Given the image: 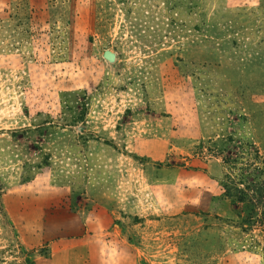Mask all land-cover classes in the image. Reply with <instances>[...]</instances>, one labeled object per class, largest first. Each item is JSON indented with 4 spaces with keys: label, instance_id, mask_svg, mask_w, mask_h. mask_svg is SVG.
Returning a JSON list of instances; mask_svg holds the SVG:
<instances>
[{
    "label": "rangeland",
    "instance_id": "obj_1",
    "mask_svg": "<svg viewBox=\"0 0 264 264\" xmlns=\"http://www.w3.org/2000/svg\"><path fill=\"white\" fill-rule=\"evenodd\" d=\"M250 178L264 0H0V264H264Z\"/></svg>",
    "mask_w": 264,
    "mask_h": 264
},
{
    "label": "trees",
    "instance_id": "obj_2",
    "mask_svg": "<svg viewBox=\"0 0 264 264\" xmlns=\"http://www.w3.org/2000/svg\"><path fill=\"white\" fill-rule=\"evenodd\" d=\"M224 196L237 202L261 207L264 210V180L261 182L250 178L246 182L240 179L238 182L224 183ZM256 208L252 212L255 213ZM264 217V213H263Z\"/></svg>",
    "mask_w": 264,
    "mask_h": 264
},
{
    "label": "water",
    "instance_id": "obj_3",
    "mask_svg": "<svg viewBox=\"0 0 264 264\" xmlns=\"http://www.w3.org/2000/svg\"><path fill=\"white\" fill-rule=\"evenodd\" d=\"M103 56L109 62H114L115 61V54L113 52H111L110 50L104 51Z\"/></svg>",
    "mask_w": 264,
    "mask_h": 264
}]
</instances>
